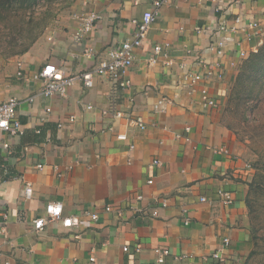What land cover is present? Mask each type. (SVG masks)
Instances as JSON below:
<instances>
[{
    "label": "crops",
    "instance_id": "0c3cea01",
    "mask_svg": "<svg viewBox=\"0 0 264 264\" xmlns=\"http://www.w3.org/2000/svg\"><path fill=\"white\" fill-rule=\"evenodd\" d=\"M150 6L151 0H70L32 46L0 71V102L18 98L22 125L16 135L0 133V264H154L158 246L169 249L164 264H239L252 250L245 202L251 169L221 121L241 61L238 46L228 44L219 56L207 50L214 35L195 28L217 30L238 14L262 19L264 0H167L120 75L127 86L95 74L91 87L80 79L64 96L29 100L44 84L38 77L44 65L64 74L91 69L107 58L110 46L133 36L135 21ZM90 12L100 17L78 41L74 30ZM263 38L262 24L254 42L243 40L241 47L249 50ZM158 43L169 44L170 64L164 57L148 61ZM202 59L219 61L223 77L187 86L183 69L202 71ZM204 86L215 106L201 104ZM162 98L168 101L155 108ZM136 115L143 129L133 122ZM219 146L231 155L213 152ZM24 182L32 187L29 198ZM219 189L231 192L230 204L220 201ZM48 202H60L63 215H80L82 222L65 228L51 220L35 231L32 219L45 216ZM108 204L110 211L104 209ZM84 210L96 212L97 219L83 216ZM217 249L224 261L212 257Z\"/></svg>",
    "mask_w": 264,
    "mask_h": 264
},
{
    "label": "built area",
    "instance_id": "2783aa9c",
    "mask_svg": "<svg viewBox=\"0 0 264 264\" xmlns=\"http://www.w3.org/2000/svg\"><path fill=\"white\" fill-rule=\"evenodd\" d=\"M134 3H139L142 0H133ZM167 0H151V6L145 9L140 18L135 21L136 29L133 33V36L130 39L123 40L121 42L115 43L110 46L107 50V58L99 61L91 69L80 71L77 73L64 74L60 68L52 64H46L43 66L41 71L38 74V77L42 78L44 84L39 92L29 98L30 101H33L35 96L39 95L41 97H52V96H64L68 89L75 84L76 81L82 80L84 85L91 87L93 84V76L98 75H108L115 83L119 86H127V80H119L120 75L132 64L134 59V49L139 47L142 44V41L146 37V34L151 27L152 23L158 16L159 9ZM216 11L219 10L218 7L215 8ZM263 18L258 19L254 16L236 15L232 22L222 23L218 26L217 30L209 26H197L195 29L197 32L202 33H211L214 35V41L207 46V50L214 49L216 54L222 56L226 53V46L230 43L235 42L238 46L236 49L237 55L240 60L245 59L250 51L256 50V48L261 44L262 40L255 41L254 45L246 50L241 47L243 40H249L254 42V39L257 35L260 34L262 24L264 25V10ZM100 16L95 13H88L82 17L79 25L74 30V36L79 41L85 37V35L91 30L94 25V21ZM227 32V34L222 36L215 37V34L220 32ZM238 34H241L242 37L239 38ZM169 50L168 43H158L153 45L151 53L148 57V61L151 64H154L158 61L159 57L165 58V63L170 64L171 61L167 58ZM90 49H85V54H89ZM202 66V71H192L188 69H183L182 80L189 86L193 87L197 82L203 79H211L215 77L221 79L224 75V68L219 61L209 62L205 59L200 60ZM18 75H21L20 72H17ZM168 101L164 98L159 99L155 108L159 105H162L163 102ZM200 102L203 106H215L216 100L210 95L207 87H202L200 89ZM19 103L18 98L14 96H9L5 100L0 102V133H5L9 135H16L21 132L22 125L16 113V107ZM46 110H49L47 108ZM116 116H120L121 112L117 111L114 113ZM69 121H74V116H70ZM133 122L141 129L145 127L143 118L139 115H136L133 118ZM186 130L189 128L186 127ZM117 138L125 139V134H117ZM3 147H7L8 143L3 142ZM132 147V145H131ZM213 152L220 153L223 155H231L229 149L225 146L213 147ZM238 156L234 155V159H237ZM155 164H159V160H153ZM38 168H41L42 165L38 164ZM152 180H148V183H151ZM32 187L29 182H24V197L29 198L31 196ZM218 196L221 202L224 204H230L233 201V197L230 191L228 190H218ZM138 199H142L141 195L137 196ZM204 200V198H201ZM161 205H166V200L161 201ZM106 211L111 210V206L108 204L104 207ZM129 209L136 210L135 207L129 206ZM118 215L123 213L122 208L115 210ZM152 214H156V210H152ZM83 216L88 217L89 220H96L98 214L90 210H84L82 213ZM51 220H58L65 228H73L80 225L82 222L80 215L76 214H67L63 215L62 204L60 202H48L45 205V216H40L38 218L32 219V226L35 231L43 230L44 226ZM188 220H185L187 223ZM4 227L2 228V231ZM78 236V235H76ZM224 243L228 244L229 239L224 238ZM128 246H123V250H127ZM135 251H139L140 244H136L134 247ZM155 260L154 264H164L165 257L169 254V249L166 247H155ZM212 257L224 261V257L221 253V249H217L212 253ZM93 260V258H90ZM242 264V263H239Z\"/></svg>",
    "mask_w": 264,
    "mask_h": 264
},
{
    "label": "trees",
    "instance_id": "16d2710c",
    "mask_svg": "<svg viewBox=\"0 0 264 264\" xmlns=\"http://www.w3.org/2000/svg\"><path fill=\"white\" fill-rule=\"evenodd\" d=\"M39 1L40 0H0V23H3L4 26L9 23L11 29L7 33L10 35V39L7 41L2 51V56H4V58L8 56H19L25 53L54 19L56 10L58 9L55 7V4L61 0H44V9L36 13L31 7L34 4H38ZM13 7L19 10V15L16 16L17 19L14 17L13 22L10 23L9 20L11 15L9 10ZM27 9L31 11L28 12ZM242 62H239L241 66L238 65L234 72L233 84L228 92L227 106L225 107L226 109H224V114L225 110L237 112L238 109L240 114L244 116L245 109L251 105L249 101H251L253 105H259L262 101L264 97V38L256 50L250 51L248 56L242 59ZM256 85H258L257 90L254 88ZM224 114L222 113L221 121L228 128L229 126L223 121L225 117ZM257 169L259 170L258 167ZM260 173L261 172L256 170L254 177L248 183V192L245 200L247 212L249 214L248 217L255 211L254 202L257 201L253 199L251 195L259 192V190L264 192V175ZM250 232L252 241L254 240V243H252L255 244L257 230L251 222ZM253 253L254 250L252 248L249 256Z\"/></svg>",
    "mask_w": 264,
    "mask_h": 264
},
{
    "label": "rangeland",
    "instance_id": "374dc122",
    "mask_svg": "<svg viewBox=\"0 0 264 264\" xmlns=\"http://www.w3.org/2000/svg\"><path fill=\"white\" fill-rule=\"evenodd\" d=\"M43 1L44 0H40L38 4L32 5L31 9L38 13L40 10L44 9ZM69 2L70 0H61L55 4V7L58 9L56 10L54 19L57 17L61 9L66 7ZM27 11L30 12L31 10L27 9ZM18 12L19 10L14 7L9 10L11 15L9 20L10 23L13 22L14 17L19 15ZM53 20L50 22V24L53 22ZM10 30L9 23L6 26H4L3 23H0V71L3 69L4 65L12 57H14L8 56L9 58H4V56H2L4 46L10 39V35L7 34ZM241 62L242 60L240 63ZM238 65L240 64L238 63ZM232 84L233 80L230 83L226 93V100L222 111L223 114L224 109H226L225 107L227 106L228 92L230 91ZM254 88L257 90L258 85L254 86ZM249 103L251 105L245 109L244 116L240 114L238 109L237 112L225 110V117L223 118V121L227 124V126H229L228 128L232 134L233 143L238 155L249 163L252 179L256 170L261 172V175H264V97L259 105H253L251 101H249ZM251 196H253V199L257 200L254 202L255 211L250 214L249 217L251 224L254 225L255 229L257 230V239H255L256 242L252 246L254 253L250 256L248 255L242 264L264 263V192L259 190V192L253 193ZM252 242L254 243V240Z\"/></svg>",
    "mask_w": 264,
    "mask_h": 264
}]
</instances>
